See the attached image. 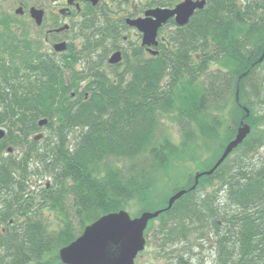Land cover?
Masks as SVG:
<instances>
[{"label": "trees", "instance_id": "1", "mask_svg": "<svg viewBox=\"0 0 264 264\" xmlns=\"http://www.w3.org/2000/svg\"><path fill=\"white\" fill-rule=\"evenodd\" d=\"M238 3L208 0L177 37L173 34L175 52L165 49L155 63L146 64L147 70L132 74L127 95L122 86L115 91L106 87L111 78L93 66L67 79L56 69L60 64L30 58L27 33L19 37L2 27L0 50L17 51L18 64L7 69V59H2L1 117L21 154L0 161V264H63L59 250L103 215L156 195L159 201L141 211L166 207L165 188L172 186L166 167L175 168L183 160L179 151L191 142L208 145L219 139L216 133L224 128L222 112L231 97L229 134L219 142L217 159L240 121L250 122L251 133L212 176L201 178L195 190L157 218L156 232L151 231L153 221L147 231L163 247L177 236L187 242L188 259L176 255L171 264H193L195 245L203 249L205 243L214 248V264H264V60L257 63L264 54V0H250L247 9ZM12 36L9 42L6 38ZM226 61L232 65L227 72L209 69ZM84 79L86 91L97 86L89 99L109 102H72V84ZM118 82L124 83L123 76ZM184 86L199 92L189 104L177 99ZM168 117L175 119L180 139L166 128ZM42 119L48 120L49 133L35 140ZM174 158L173 165L167 164ZM37 179L45 181L38 185ZM214 180L219 187L209 193L205 188ZM50 214L59 221L56 228Z\"/></svg>", "mask_w": 264, "mask_h": 264}, {"label": "flooded vegetation", "instance_id": "2", "mask_svg": "<svg viewBox=\"0 0 264 264\" xmlns=\"http://www.w3.org/2000/svg\"><path fill=\"white\" fill-rule=\"evenodd\" d=\"M2 1L6 8H3V11L0 10L2 17H0V31L2 27H7L6 33L12 31L20 34L19 37L27 33V50L30 58L38 57L51 60L56 65L60 64L56 69L66 75L67 79L73 72L86 74L90 66H93L100 73L111 78L112 81L106 84V87L115 91L122 86L125 95L128 93L132 74L135 71L147 70L146 64L162 57L165 49H170L172 52L177 49L173 41L175 39L173 34L177 37L179 29L175 18L170 19L159 29L156 46L143 45V34L136 27L130 26L128 20L146 18L148 11L159 7L174 8L183 0L175 3L172 7L163 6V0H147L142 4V8L132 4V0H99L96 5H93L89 0H75L73 3L68 0ZM249 4L250 0H239L238 3L242 9H247ZM33 7L44 11L41 25H38L31 16ZM132 32L136 35L135 42L131 41ZM73 33L75 34L74 38L69 35ZM12 38L14 36L6 39L11 42ZM1 39L0 37V43ZM77 39L80 40L79 44ZM60 43H65L64 51L56 50V45ZM117 52L121 54V61L112 64L110 58ZM194 55L199 56L198 54ZM4 58L7 59V69L16 68L15 66L18 64L17 51L10 53L0 50V70ZM158 61L161 60L158 59ZM119 76H123V84L118 82ZM87 83L84 79L80 83L72 84L70 90L72 102L81 104L92 101L96 105L109 102L110 99H89L90 95H93L92 90H95L97 86L86 91ZM83 94H85L84 98H82ZM98 95L100 94L98 93ZM1 116L0 109V129L4 130V134L0 136V161L9 157L12 160H17L21 150L14 146L11 139L8 138L9 131L3 126ZM47 124L48 122L40 125V121L38 122L40 131L35 134V139L37 137L45 138L49 133L46 129ZM12 175L14 178L13 173ZM13 178L12 186L15 184ZM1 182L2 180L0 184ZM14 188L11 187L12 195L16 193ZM1 196L0 190V209H2Z\"/></svg>", "mask_w": 264, "mask_h": 264}, {"label": "water", "instance_id": "3", "mask_svg": "<svg viewBox=\"0 0 264 264\" xmlns=\"http://www.w3.org/2000/svg\"><path fill=\"white\" fill-rule=\"evenodd\" d=\"M68 1L73 3L75 0ZM89 1L93 5L99 3V0ZM207 1L184 0L174 8L159 7L148 11L146 18L129 19L128 23L130 26L136 27L143 34V45L156 46L158 44V31L164 24L170 19L175 18L178 27H185L196 11L203 10L206 7ZM31 16L38 25H41L44 11L33 7L31 9ZM65 47V43H60L55 48L57 51H64ZM263 60L264 54L259 58L257 63H262ZM120 61V52L115 53L110 58L112 64H117ZM238 92L239 87L237 94ZM242 108L249 115V110L246 107ZM46 122L47 120H43L40 122V125ZM251 130V126L243 120L237 129L235 138L225 146L214 166L209 170L195 174V184L190 190L196 189L201 177L213 175L230 154L245 141ZM3 134L4 131L0 129V136ZM186 192V189L177 191L169 198L166 208L153 212L145 211L139 217H131L126 210L109 213L100 217L92 224L86 226L82 234L73 242L59 250L61 262L63 264H135L139 255L145 250L147 243L145 232L149 222L158 218L161 213L169 211L174 203Z\"/></svg>", "mask_w": 264, "mask_h": 264}, {"label": "rangeland", "instance_id": "4", "mask_svg": "<svg viewBox=\"0 0 264 264\" xmlns=\"http://www.w3.org/2000/svg\"><path fill=\"white\" fill-rule=\"evenodd\" d=\"M147 0H132V4H136L137 7L142 8V4L145 3ZM171 0H163L162 2L166 3V2H170ZM174 3H177L178 0H173ZM5 9V4L4 1L0 0V10ZM3 11V10H2ZM14 12V11H13ZM12 12V13H13ZM1 13V12H0ZM3 13V12H2ZM187 26V25H186ZM26 30V28H24ZM133 37L131 38L132 42L136 41V35L135 33H133ZM241 34V29L237 32V35H235L233 37V39L231 38V41L234 42L235 38ZM71 35L72 38H74L75 34H69ZM80 40L77 39V43L79 44ZM134 48V47H133ZM232 65L229 63V61L226 62H220V63H213L210 65L209 69L212 70H218V71H223V72H227L231 69ZM246 75V73H244ZM242 76H245V75ZM195 94H199V92L190 88V87H185L183 89H181V91L179 92V97L177 99L179 100H183V98L185 99V103H190L191 101H187L190 100L192 98H194ZM192 95V96H191ZM232 101H233V97H231L229 99V104L226 107L225 111L222 112V116L224 119V128L221 127L219 131H217L216 135H219V139L216 141H213L212 143H202V142H198V145L194 144L191 142L190 146L184 147L181 151H179L178 154V158L179 160L182 161H176L175 164L177 165L175 168L174 167H166V171L168 172V174L166 175L169 180L171 181V185L169 187L165 188V192H166V196H167V201L166 204L168 203L169 198L176 192H174L178 187H184V186H188V188L186 189L187 192L190 190V188L195 184V174L197 172H204L206 170L211 169L208 168L209 165H212V162H214L215 159H217V155L218 152H216L218 146H219V142L221 143V139L224 138V140L227 138L228 136V132L226 131L225 133V126H226V121L228 119V117L230 116V108L232 106ZM239 101V98H238ZM246 112V111H245ZM246 115L247 112H246ZM247 118V117H246ZM164 122H165V126L166 128L169 130V132H171L172 136L174 137V139H180V134H179V128L178 125L175 122V119L173 117H168V118H164ZM243 121V120H242ZM240 121V123L242 122ZM244 122L248 123L250 125V122L245 119ZM237 130L235 132L234 138L236 136ZM233 138V139H234ZM181 142V140L179 141V143ZM218 142V143H216ZM230 142V141H229ZM228 142V143H229ZM227 143V144H228ZM226 144V145H227ZM215 147V148H214ZM184 152V155H182ZM262 153H264V150L261 151ZM258 154H254L251 157V160L257 156ZM237 156V153H234L231 156V159L235 158ZM257 160V159H255ZM175 161V158L172 161H168L167 164L169 165H173ZM201 179V178H200ZM199 179V182H200ZM41 179H37V184H43V181L45 180H41ZM199 184V183H198ZM219 182L218 180H214V184L211 185V187L205 188L207 190V192H213L216 188L219 187ZM197 188V187H196ZM148 198V197H146ZM143 198L140 200H132L129 202V204H127V206L125 207V210L131 215V217H139L143 212L141 210L146 208V205H148L149 203H157L159 201L158 196L156 195V197L152 196L148 199ZM156 201V202H155ZM166 207H162L160 209H163ZM158 209V210H160ZM157 211V210H156ZM140 212V213H139ZM145 212V211H144ZM113 213V212H112ZM139 213V214H138ZM165 213V212H164ZM163 214V213H161ZM160 214V215H161ZM50 218V222L53 224V228H56V226H58L59 221L57 219H55L54 214H50L49 215ZM161 224V220L156 219L153 221L152 223V230L153 233L156 232V230H158V226ZM188 234V232H187ZM153 234L152 232H150L148 234V240H147V244H146V248L145 250L139 255V257L136 260L135 264H171V258H174L176 255H180L182 254L184 257H186L188 259V255H185L186 253L184 252L187 249V242H182V240H184V238L177 236L171 240L170 244H166V246H160L158 245V243L155 241V238L152 237ZM190 241L191 243H194L196 241V239L194 240V237L191 236L190 237ZM186 243V245H185ZM161 244V242H160ZM193 246V245H192ZM198 245H195V249L194 251L196 253H198V255L195 256L193 264H214L213 263V259H216V255H215V251L213 247L209 246V243H205L204 248H198ZM165 252L166 256H163V253ZM204 255L206 256V260L203 261L201 260V256Z\"/></svg>", "mask_w": 264, "mask_h": 264}, {"label": "bare ground", "instance_id": "5", "mask_svg": "<svg viewBox=\"0 0 264 264\" xmlns=\"http://www.w3.org/2000/svg\"><path fill=\"white\" fill-rule=\"evenodd\" d=\"M3 130V129H2ZM4 131V130H3Z\"/></svg>", "mask_w": 264, "mask_h": 264}]
</instances>
